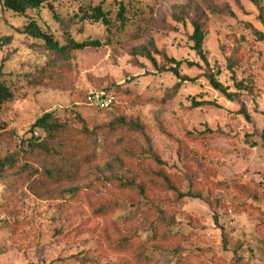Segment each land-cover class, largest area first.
<instances>
[{"label":"rangeland","instance_id":"obj_1","mask_svg":"<svg viewBox=\"0 0 264 264\" xmlns=\"http://www.w3.org/2000/svg\"><path fill=\"white\" fill-rule=\"evenodd\" d=\"M48 1L23 15L0 4V81L14 95L0 108V159L16 161L0 179V264H264V0ZM98 5L108 27L84 16ZM30 21L66 50L23 34ZM194 21L205 25L208 66L192 50ZM86 41L100 46L71 45ZM150 43L194 82L175 90L179 79L138 50ZM101 92L118 106L99 110ZM48 112L68 130L46 141L51 153L27 146L45 140L29 130ZM123 116L143 132L110 131ZM83 124L98 131L82 136ZM150 147L161 167L131 158ZM160 169L182 200L119 183ZM109 204L112 212L94 214ZM126 237L145 244L141 260L108 249Z\"/></svg>","mask_w":264,"mask_h":264},{"label":"trees","instance_id":"obj_2","mask_svg":"<svg viewBox=\"0 0 264 264\" xmlns=\"http://www.w3.org/2000/svg\"><path fill=\"white\" fill-rule=\"evenodd\" d=\"M253 3H256L255 0H250ZM49 3L48 0H0V4L5 10H10L13 13L17 15H23L25 12L30 10H38L44 5ZM182 8V7H179ZM108 11H105L102 8V5H98L91 9L90 14L87 15L84 14V16L89 17V19L92 22L95 23H101L105 27H108L110 21L108 16ZM124 13V7L122 5L119 6V11L117 13L118 18L122 21L124 19L123 16ZM192 28L193 32L190 36V41L192 42V50L194 51L195 55L200 59V61L208 66V61L205 57L204 51H203V45L204 40L206 37V29L205 25L199 21L192 22ZM23 34H27L28 36L42 40L45 47L49 50L56 52V53H62L64 50H66V46L59 47L58 44L53 41L51 35L46 34L43 32L38 25L30 21L28 24L23 28L22 30ZM260 39H263V35H259ZM72 47L76 50H81L89 46L98 47L100 46V43L98 41H86V42H72ZM141 54H143L157 69L161 70L162 72H170L175 77L179 79V82L175 85V90L181 86L182 83L185 82H194V79H189L188 77H183L179 74L180 66L182 65V62L176 61L175 59H168L165 54L159 53L155 51L154 45L152 43L149 44L148 47H141L138 49ZM151 50L157 54H161L163 60L169 64V65H163L162 67H157L155 59L151 56ZM186 66L189 68L192 67H198V63L194 62H186ZM205 78L207 79L209 85L211 88L222 95H224L227 99L232 98V94L228 93L227 90L222 86V84L215 79V77L212 74L205 75ZM100 94H103L105 97H112L114 101L112 102L111 106L108 109L116 108L118 106L117 101L114 98V94L109 95L101 92ZM122 95V94H121ZM129 94H127L125 97L129 98ZM14 95L11 91L10 87L0 81V108L4 103H7L13 99ZM98 108V107H97ZM99 110H108V109H100ZM79 118V121L83 122V120ZM122 126L132 127L134 130L142 131L143 127L139 124L138 121L127 119L126 116L118 118L116 121L109 124L108 129L110 131H116ZM36 130H39L44 133L45 140L42 141V143H32L30 140H32L33 136L30 137V139L27 141V146H35L38 149H41L45 153H51L53 152V149L51 147L47 146V142H51L55 139H57L62 134L68 133L67 126L64 122L60 121L57 117L54 116L52 112H48L43 114L41 117L35 120V122L30 127V133H34ZM98 129H88L84 124L81 129H79L77 132L81 134L82 136H92L97 132ZM132 159H142L147 158L151 161H153L156 165L161 167L163 165L162 161L160 160L159 156L153 152L152 148L150 147L147 152H145L142 157H131ZM16 161L14 157H5L3 159H0V179L4 176L5 172L8 170H12L14 168ZM143 181H141L140 184L136 185L135 182L128 179L126 181H119L122 186H126L128 188L135 187L139 190L141 194H144L146 191L147 186H153L154 188H167L173 191H176V188L171 185L169 178L165 175L164 171L160 169L157 172L152 171H144L141 173ZM143 182V183H142ZM80 191V189H73V193H77ZM177 192V191H176ZM178 198L182 200L184 197L182 194L177 192ZM115 208V205H105L102 206L94 211V214L97 216L104 217L110 212H112ZM145 244L141 242H134L130 239V237L123 238L117 242L110 243L108 245V249L111 253L115 254H124L129 255L132 260L139 261L142 258L143 251L145 249ZM90 259L88 257L81 258L82 264H87Z\"/></svg>","mask_w":264,"mask_h":264},{"label":"built area","instance_id":"obj_3","mask_svg":"<svg viewBox=\"0 0 264 264\" xmlns=\"http://www.w3.org/2000/svg\"><path fill=\"white\" fill-rule=\"evenodd\" d=\"M95 106L100 109H108L114 99L112 97H105L103 94H97L93 97Z\"/></svg>","mask_w":264,"mask_h":264}]
</instances>
